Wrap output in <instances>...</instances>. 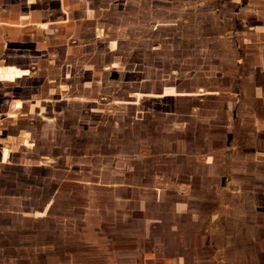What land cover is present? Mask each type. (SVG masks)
I'll return each instance as SVG.
<instances>
[{
    "label": "rangeland",
    "instance_id": "rangeland-1",
    "mask_svg": "<svg viewBox=\"0 0 264 264\" xmlns=\"http://www.w3.org/2000/svg\"><path fill=\"white\" fill-rule=\"evenodd\" d=\"M48 1L55 12L40 27L30 28L38 23L32 17L0 23L7 27L0 29V248L15 250L0 253V262L63 260L65 250L98 246L94 238L102 235L113 238L110 245L124 246L121 237L136 229L139 246L170 248L159 263L157 255L146 256L156 264L169 257L187 262L185 249L191 246L192 264H214L218 247L229 250L226 258L233 261L237 245L264 246V190L249 187L264 177V164L254 162L249 148L255 145L251 121L263 120L264 126V95L253 98L249 89L254 72L258 88H264V0H63L64 6ZM211 36L220 37L211 41L208 54ZM174 56L186 58L192 69L206 58L211 75L221 60L227 71L248 77L235 82V73L210 79L195 74L187 83ZM148 74L177 92L205 86L207 92L226 93L177 99L184 112L198 104L196 123L205 127L178 124L179 139H171L169 123L163 133L157 118L168 122L165 110L175 100H161L162 113L153 99L144 102L154 107L151 115L134 108L141 89H156L141 83ZM219 101L226 103L224 124L222 111L205 116ZM239 150L242 159L231 160L234 166L224 171ZM254 168L258 177L246 174ZM233 175L242 178L239 191L233 190ZM123 183L126 190L119 189ZM185 183L198 186L181 187ZM148 185L163 189L159 202L152 192L144 195ZM133 196L140 203L125 206ZM192 197L199 202L188 206ZM219 202L227 205L226 218L217 224ZM208 214L214 217L209 224ZM135 216L143 220L136 223ZM42 243L51 254L38 253Z\"/></svg>",
    "mask_w": 264,
    "mask_h": 264
},
{
    "label": "crops",
    "instance_id": "crops-1",
    "mask_svg": "<svg viewBox=\"0 0 264 264\" xmlns=\"http://www.w3.org/2000/svg\"><path fill=\"white\" fill-rule=\"evenodd\" d=\"M41 1H43V3L39 2L38 0H24L23 5H21V4L17 3V0H0V23H5V22H2V20L5 19V17H7L10 20V18H13V16H15V17L18 16L19 22L22 20H26L27 18L32 17L34 20H32V19L31 20L35 21V22L37 20L38 23H37V25H33L30 28L40 27L41 24H43L44 22H47V20L49 19L48 16L55 12V10L51 9V7H49L47 5V2H45V0H41ZM46 1H48V0H46ZM33 4H37V7L33 6ZM61 4H62V6H64L63 0H61ZM148 7L151 9L150 6H148ZM141 8L144 9L145 6L144 7L141 6ZM73 9L71 7L72 12H74ZM79 11H80V9L76 8L75 12L78 13ZM84 13H86V11H84ZM21 15H23V18L21 17ZM24 22L26 23V24L25 23L24 24L27 25V21H24ZM49 22L53 23L52 21H49ZM6 28H7L6 26L4 27V26H2V24H0V29L5 30ZM39 29H41V28H39ZM219 37L220 36L208 37L207 42H209V44L206 45V46H208L207 47V49H208L207 53L208 54H209V52H211V49H210V45H212L211 41H216L217 39H219ZM220 49L222 50V48H220ZM171 61H174V62L179 63L181 65L183 64L184 67L180 69L179 76H180L181 80L184 79L187 83L192 82L191 78H194L195 74H196V78L197 77H204V78L210 79V78L215 77V75H223L224 77L228 78L229 76L232 75V73H235V76H236L234 78L235 82H237V80L241 81V78H247L248 77L246 75L244 77L242 75V71H240V72H238V71H234V72L227 71L226 70L227 64H225V62L221 61V60H219V62H217L218 65L216 63H213V65L211 66L210 71H208V72L212 73V75L209 73H208L209 74L208 75L205 72L208 70L207 68L205 69L206 62H207L206 58L201 60V62L203 64L202 66H200L198 68H193V69L191 68L192 63L188 62V60H186V58L180 59V58H177L176 56H174L171 58ZM181 62H183V63H181ZM152 63H154V62H152ZM188 63H190V64L188 65ZM152 70L154 73H156L154 71V68ZM157 74H160V73L157 71ZM157 74H152V75L148 74V76H145L147 79L142 78L143 82H141V83H143V86L146 85V83L148 82L146 86L150 85L151 88L153 86H155L156 89L158 86L160 90L157 89V92H156V89H151L149 91H144L143 89H141L142 91L139 93V99L135 102V106H134L136 112H146V113H150V115H151L150 111L154 110V107H152L149 110L147 108H149L150 106L147 107L144 105V102L149 100V99L157 100V111H160L161 113L164 111L163 108L159 107L162 104L161 100H164V99L175 100V104L173 106L170 105L169 108L167 110H165V112H166L165 115L169 116V117H167V118H169L168 122L161 120V119L159 120L157 118V128L161 129V132L166 133L167 131L162 130V128H167V124L169 123L170 130L167 133H169V136L171 139H172V137L175 136L176 140L179 139V137L176 136L178 124L184 123V126L186 129H188L190 127V124L192 126H200L202 129H204L205 125H199V123H196L197 116H199V111L197 108L201 109L200 106L198 104L197 105H195V104L189 105L188 104L186 109H185V112H184V110H182V108H180L178 106L177 99L183 98V97H187L189 99L190 98L194 99V96L204 95L205 97H208L210 95L214 96V95H218V94H224L226 92H223L222 90H218V89L217 90L212 89V91L209 89L208 90L209 92H207V91H205L207 88L205 86H200L196 90L191 88V87L185 88L184 93L183 92H177L176 90L173 89V87H170V86L168 87L166 85H164V86L162 85V87H161L160 84L158 85L157 84V81H158L157 80ZM254 74H255V76H253V78L250 77L253 80L251 82L249 89L252 90L253 93H255V96L253 98H257V96L259 94L264 95V88H261V87L258 88L259 86H258L257 74L255 72H254ZM252 85L254 87H252ZM204 96H202V97H204ZM254 100H256V99H254ZM214 105L215 106L209 108L210 111L209 110L206 111L207 114H205V116H207L210 113L220 115L221 111H222L223 114H221V118H222L223 124H224L225 118L228 117V116H226V113H227L226 103L222 102L220 104V101H219V103L217 105L216 104H214ZM195 106H196V108H195ZM204 108H205V106H203V109ZM154 115H156L155 112H154ZM178 115H184V118L182 120H179ZM251 123L253 124V127H255V129L253 130L254 134L251 136L252 138L255 139V142H254L255 145L249 146V143L251 142L249 140V138H251V137L247 138L248 140L246 139V145L249 146L250 150H253V149H251L253 146L255 151L251 152V154L255 153L254 162H256L257 165H261V163L264 164V142H262V140H264L263 120L259 121L256 118L255 120H252ZM173 125H174V129L172 128ZM208 126H209V124H208ZM208 126H206V127H208ZM250 132H252V129L250 130ZM206 134H208V132ZM44 136H46V135H44ZM49 141H51V143H53V140H49ZM260 142H262V143H260ZM261 144H263V145H261ZM241 152H242L241 150H239L238 152L235 151L236 154L234 153L235 155H233V157L231 159L228 158V160L224 163V165H225V168H223L224 171H226L227 169L229 170L230 166H234L233 165L234 162L242 159L240 157ZM190 155L191 154H189V156ZM260 159H262V160H260ZM231 160L232 161L234 160V162L232 163ZM201 163L202 164L204 163V165H206V160L202 159ZM202 164H200V165L204 169L205 166ZM234 168L237 169L238 166L234 167ZM255 169H257V168H254L253 170H248L246 172V174L250 175L251 177L254 175L258 177V175L260 173ZM262 174L264 175V173H262ZM233 177L238 179L237 176L233 175ZM238 181L241 182L242 178H239L235 182V184H233L232 187H233L234 191L240 190L241 185H240V183H238ZM138 185H141V184H138ZM260 185L263 187V190H264V177L263 178L258 177L256 179V183L251 182L249 187L251 189L252 188L255 189ZM137 186H135V189H137ZM159 186L160 185H158V186L153 185V187L151 185L143 186V191L145 190L144 195L148 196L150 194L149 192H152L151 195H153L154 197H157V199H155V200H157V202H159L160 200H158V197H160L162 192H163V189ZM197 186L198 185H196L195 183H185V184L181 185V187L191 189V190H193V188H195V187L197 188ZM119 187H120L119 188L120 190H126L125 189L126 186L124 185V183L119 184ZM138 187H140V186H138ZM244 187L246 188L247 186L244 184ZM130 190L134 191L133 188H131ZM256 190L261 191L262 189L257 188ZM190 192L185 194V195L186 196L189 195ZM189 200H191V201H189L188 206H191V204H193L195 202L196 203L199 202V200H194V197L189 198ZM125 201H126L125 206H128L130 203L133 204L134 202H135V205L137 206L140 203L139 199H137V200L135 199V196H133L132 201H131V199L130 200L126 199ZM201 204L206 205L203 203L202 200H201ZM226 206H227L226 203L222 202V204H221L219 202V204H218L219 209L217 211L218 214L216 216H214L217 218L216 222L213 219L214 217L213 216L211 217L208 214L209 217H206V219H207L206 223L209 224V223H212L214 221V223L218 224L223 219H225L226 217L222 214V212H224V210L226 209ZM15 212L17 213V211H15ZM15 212L13 211L12 213H15ZM57 216H60V217H57ZM167 216H169L171 218L170 215H167ZM24 217H26V216H24ZM27 217H34V218L40 219V220L44 219L43 215H41V216L40 215L39 216L28 215ZM86 217L88 218L87 215L82 216L83 221ZM126 219H127V217H126ZM58 220L62 221L63 216L56 215V221H58ZM140 220H143V217L140 218L138 216H135V222L136 223H138V221H140ZM241 220L245 221L244 219H241ZM204 221H205V218L203 217L202 222H204ZM236 221H238L237 218H236ZM150 222H151V220H150ZM155 222H157V221H155ZM158 235H159V232L157 231V236ZM258 236L259 237H257V238H259V240H260V235H258ZM27 237H28V235L24 236V239L26 240ZM140 238H141V236L139 234V229H136L135 231H131L129 233V235H124L123 237H121V239H125L124 246H114V245H110V240H112L113 238H107V237L102 235L100 237L94 238L97 241V243L99 244L98 246L95 244L89 243L87 245H92L93 247L89 246L86 249H84L82 247V249H81V247L79 248V246H77V248H78L77 250H73V249L72 250H69V249L65 250L63 253L65 255H63V257H66V258H63V260L61 257H58L59 247H55L56 249L58 248V250H56V254H57L56 256L58 257V259L56 258L54 260L46 261L44 264H152V263L156 264L155 259H153L151 257H146V256L157 255V263H159L161 255H166V254L171 253L170 248H168V250H167V249L159 248V247L144 248L142 246H139L140 244H137V243H138ZM144 238L149 239L150 235L146 234L144 236ZM129 239H131V241L133 242V244L135 246L132 245L131 247H128V243L130 245L132 244L131 242H128ZM254 239H255V237L251 238L252 241ZM257 243L260 244L261 241H259ZM239 244L242 245V243H239ZM45 246L42 243L40 247H35V249L39 250V252H38L39 254H48V253L51 254V252H49L48 248ZM117 247H120L119 251H114V250H116L115 248H117ZM185 250H186V253H188V254H186L187 262L182 263V264H192L191 263L192 260H190V257L193 256V250L194 249L191 246L189 248L187 247ZM14 251L15 250H12L11 248H3V247L0 248V253H4V254H10ZM215 251L218 253L217 254V260L218 261L215 262L214 264H264V246H259V245L254 246L252 244V246L243 247V245L242 246L237 245L236 248H234V253H233L234 260L233 261L228 260L226 258V254L229 252V250L224 251V248L218 247L217 250H215ZM117 256H119V258H117ZM117 259H119L120 261H117ZM8 263L2 262V261L0 262V264H8ZM12 264H17V263H12ZM23 264H30V263L28 262V263H23ZM165 264H180V263H177V261L174 259V257L173 258L169 257V262L165 263Z\"/></svg>",
    "mask_w": 264,
    "mask_h": 264
}]
</instances>
